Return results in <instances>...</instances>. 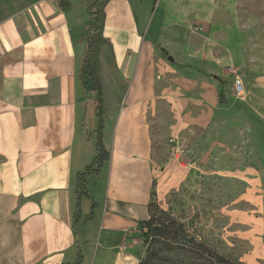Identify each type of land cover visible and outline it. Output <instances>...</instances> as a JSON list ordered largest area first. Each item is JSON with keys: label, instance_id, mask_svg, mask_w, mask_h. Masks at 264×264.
<instances>
[{"label": "crops", "instance_id": "crops-1", "mask_svg": "<svg viewBox=\"0 0 264 264\" xmlns=\"http://www.w3.org/2000/svg\"><path fill=\"white\" fill-rule=\"evenodd\" d=\"M77 1L0 0V264H87L95 248L94 264H140L163 165L156 123L168 108L174 135L204 125L226 104L205 74L236 73L246 58L241 0H103L101 129L81 77L88 0L85 13ZM118 78L128 85L112 99ZM252 89L249 107L264 119V81ZM91 131L110 160L82 180Z\"/></svg>", "mask_w": 264, "mask_h": 264}, {"label": "rangeland", "instance_id": "rangeland-1", "mask_svg": "<svg viewBox=\"0 0 264 264\" xmlns=\"http://www.w3.org/2000/svg\"><path fill=\"white\" fill-rule=\"evenodd\" d=\"M81 3L77 1V10L85 13ZM238 14L246 43L243 65L230 75L205 74L207 81L218 85L219 93L223 90L225 97L220 101L226 100L224 107L210 113L204 125L185 127L177 135L168 131L174 125L170 109L166 108L164 114L169 121L156 123L154 158L163 165L149 204H154L151 211L156 220L166 222L164 225H170L169 216L183 224L185 233L179 238L188 244H203L241 264H264V119L249 107L253 85L264 81V0H241ZM245 34L250 39L248 44ZM102 53L107 71L109 53L106 48ZM227 60L230 61L225 59L224 67L230 65ZM237 75L244 86V100L236 94ZM119 79L112 84L116 88L112 99H120L127 88L128 83L123 82L126 87L122 90ZM99 81L104 87L100 78ZM84 140L85 154L92 165L97 156V132L91 131L90 139ZM170 227L168 234L174 237L179 230L177 226ZM167 240H144L143 259L150 249L151 264L195 262L191 255L171 249ZM96 253V248L91 250L87 264H94ZM75 262L81 264L78 258Z\"/></svg>", "mask_w": 264, "mask_h": 264}, {"label": "trees", "instance_id": "trees-1", "mask_svg": "<svg viewBox=\"0 0 264 264\" xmlns=\"http://www.w3.org/2000/svg\"><path fill=\"white\" fill-rule=\"evenodd\" d=\"M104 4L103 0H88V15L90 17V26L87 31V50L86 56L81 68V77L83 81L89 78L93 82L92 90L97 93V101L99 104V110H101L98 115L100 119L99 127H103L102 119V88L99 81V70H100V48L103 42L102 37V25L104 20L103 12ZM97 156L94 163L87 167L86 171L81 174V179H84L86 174L92 171H98L105 162L110 160V153L105 149L102 142V134L98 136L97 141ZM153 203L149 204L150 219L144 222V228H147V232L144 233V240L148 243L149 241H156L157 239L164 238L168 239L171 249L180 253H187L191 255L195 262L192 264H241L240 262H234L229 257L218 253L209 247L193 242V244H188L185 240H182L180 235H184V226L172 217H168L170 225L177 226L179 232H175L174 237L169 236L170 225H164L161 219L156 220L155 214L151 211ZM172 237V238H170ZM147 256L145 259L141 260L140 264H151L152 255L151 250L147 249Z\"/></svg>", "mask_w": 264, "mask_h": 264}, {"label": "built area", "instance_id": "built-area-1", "mask_svg": "<svg viewBox=\"0 0 264 264\" xmlns=\"http://www.w3.org/2000/svg\"><path fill=\"white\" fill-rule=\"evenodd\" d=\"M236 75V74H235ZM240 75H237L236 78L234 79L235 82V89H236V94L237 96L241 99L244 100V95H245V91H244V86L242 83V80L240 79ZM144 231L147 232V228H144Z\"/></svg>", "mask_w": 264, "mask_h": 264}]
</instances>
